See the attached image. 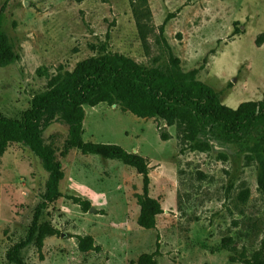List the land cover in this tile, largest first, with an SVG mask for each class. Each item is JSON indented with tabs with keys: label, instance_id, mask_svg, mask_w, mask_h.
I'll list each match as a JSON object with an SVG mask.
<instances>
[{
	"label": "rangeland",
	"instance_id": "374dc122",
	"mask_svg": "<svg viewBox=\"0 0 264 264\" xmlns=\"http://www.w3.org/2000/svg\"><path fill=\"white\" fill-rule=\"evenodd\" d=\"M135 6L137 15L130 0H0V33L18 57L0 68V115L20 119L51 77L103 53L165 69L164 40L184 72L202 67L198 80L222 105L235 110L263 99L264 0H145ZM84 112L85 142L114 144L147 161L149 196L162 213L154 230L141 229V176L74 149L63 155L67 128L54 122L42 138L64 178L61 197L47 205L41 223L56 234L44 239L41 252L33 244L24 248L26 264H137L156 250L157 264H245L255 254L264 263V199L254 158L263 147L262 127L238 143L206 134L199 140L209 150L200 152L183 142L176 125L160 119H140L118 105L85 106ZM47 176L22 145L10 144L0 157V264H9L7 251L26 237ZM85 237L98 250L82 252L79 239Z\"/></svg>",
	"mask_w": 264,
	"mask_h": 264
},
{
	"label": "trees",
	"instance_id": "16d2710c",
	"mask_svg": "<svg viewBox=\"0 0 264 264\" xmlns=\"http://www.w3.org/2000/svg\"><path fill=\"white\" fill-rule=\"evenodd\" d=\"M135 14V5L145 0H130ZM4 9H1V13ZM137 15V14H136ZM165 24V23H164ZM164 24L160 28L163 33ZM262 37L256 40L259 47ZM167 67L145 68L133 60L120 55L103 53L79 62L71 72L57 73L51 77L46 90L34 95L30 109L20 119L0 115V157L10 144H19L37 157L47 173L42 202L35 209L29 231L23 240L15 243L6 253L9 264H26L20 252L35 245L38 252L43 241L56 231L41 223L47 205L61 197L60 182L64 173L52 148L45 144L43 132L54 122L67 128L63 155L71 149L82 155L97 156L120 162L136 171L142 178V194L137 197L139 215L137 225L144 230H154L156 218L162 213L160 203L149 196V168L147 161L137 154L125 151L114 144L85 142L83 136L84 107L99 104L118 105L140 119H160L167 127L176 125L183 142L193 150L206 152L208 143L199 140L206 134L223 143H238L252 130L264 129V96L258 102H246L233 110L222 105L219 96L198 80L202 67L184 72L178 59L164 40ZM18 59L13 45L5 34L0 33V68L7 67ZM162 141H168L167 134H161ZM263 147L254 150L259 167L257 186L264 199V137ZM88 209L87 202L73 199ZM82 252L98 250L91 237L79 239ZM264 250V239L260 252ZM142 255L137 264H157L155 256ZM245 264H264L255 254Z\"/></svg>",
	"mask_w": 264,
	"mask_h": 264
}]
</instances>
